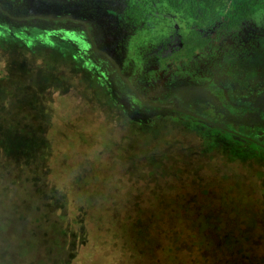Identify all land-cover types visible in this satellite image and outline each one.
Here are the masks:
<instances>
[{"label": "rangeland", "instance_id": "rangeland-1", "mask_svg": "<svg viewBox=\"0 0 264 264\" xmlns=\"http://www.w3.org/2000/svg\"><path fill=\"white\" fill-rule=\"evenodd\" d=\"M73 1L92 16L105 6L122 17L121 0ZM27 13L47 15L38 8ZM25 28L45 35L37 25ZM78 29L53 25L47 32L81 38ZM263 71L250 63L234 78L240 84L257 77L253 86L246 81L254 88L264 82ZM0 127L11 157L39 159L43 172L61 168L65 181L81 173L69 203L85 244L71 264H264V159L251 146L194 138L164 151L145 126L121 117L83 69L37 44L1 36ZM243 148L255 155H235ZM64 204L52 207L55 227L73 239L77 226ZM233 230L240 239L220 248L223 232Z\"/></svg>", "mask_w": 264, "mask_h": 264}, {"label": "flooded vegetation", "instance_id": "flooded-vegetation-1", "mask_svg": "<svg viewBox=\"0 0 264 264\" xmlns=\"http://www.w3.org/2000/svg\"><path fill=\"white\" fill-rule=\"evenodd\" d=\"M121 1L122 17L105 6L92 16L80 3H71L68 10L86 15L89 25L86 27L67 18L21 19L7 14L29 15L26 10H33L36 5L46 12L51 4L57 10L61 6L58 16L66 11L63 0H0V36L26 47L37 44L83 69L121 117L145 126L154 140L162 142L164 151L192 145L196 143L194 138L202 145V140L209 138L239 141L231 138L229 131L209 127L199 117L257 138L264 145V82L252 88L257 77L253 80L249 77L251 86L248 80L238 84L235 79L238 69L250 63L260 64L264 69L263 25L258 28L246 25L237 32L225 30L221 22L209 29L196 25L185 28L158 0ZM33 25L44 37L37 38L25 28ZM53 25H76L81 38L48 35L47 29ZM204 39L207 41L199 45V40ZM115 61L142 99L121 76ZM227 61L228 69L224 65ZM253 149L262 153L264 159V150Z\"/></svg>", "mask_w": 264, "mask_h": 264}, {"label": "trees", "instance_id": "trees-1", "mask_svg": "<svg viewBox=\"0 0 264 264\" xmlns=\"http://www.w3.org/2000/svg\"><path fill=\"white\" fill-rule=\"evenodd\" d=\"M158 3L171 11L185 28L196 25L209 29L220 22L222 28L235 32L246 25L264 27V0H158ZM191 30L198 34L197 30ZM205 41L199 40V45ZM2 130L0 127V264H71L73 255L81 247L79 244H85L80 236L82 222L76 221L77 216L73 219L75 214L70 213L72 204L69 203L70 189L81 173L75 172L65 181L60 177L61 168L56 173L43 172L39 159L26 161L11 157L1 138ZM252 151L260 153L256 149ZM254 152L243 148L235 155L251 153L254 156ZM55 201L66 203L63 209H68L66 215L72 217L69 224L77 226L73 232L70 229L73 239H63L66 232L55 227V208H52ZM85 205L76 201L74 207L84 209ZM239 239L234 230L228 234L223 232L219 247ZM61 251L63 256H59Z\"/></svg>", "mask_w": 264, "mask_h": 264}, {"label": "water", "instance_id": "water-1", "mask_svg": "<svg viewBox=\"0 0 264 264\" xmlns=\"http://www.w3.org/2000/svg\"><path fill=\"white\" fill-rule=\"evenodd\" d=\"M64 2L70 4L71 7H72L71 3H74L73 0H66V1H64ZM33 3H34V2H33ZM36 6H37V5H36ZM36 6L33 7V10L37 8ZM65 7H66V11H65V12H62L61 15H58V16L54 15V14H57V11H58V10L56 9V7L52 6L51 4H48V5H47V9H46V13H47V15L29 14V15H23V16H16V15L9 14V13H7V14H8V16H10V17H13V18H21V19H23V18H30V17H40V16H42V17H44V18L51 19V20L59 19V18H67V19H73V20H75V21H77V22H80V23L84 24L86 27L89 26V25H88L87 17H86V15H85L84 13H77L75 10H73V11H72V10H68V8H71V7H67V5H66ZM0 8H1V7H0ZM70 12L75 13V17H71V16L69 15ZM92 43H93L94 47H96L94 41H92ZM96 48H97V47H96ZM101 51H102L104 54H107V56H108L111 60H113L112 57H111L110 55H108L107 52H105V51H103V50H101ZM113 61H114V60H113ZM114 63H115V65L117 66L119 73H120L121 76L126 80V82L128 83V85L130 86V88L136 93V95H138V96L142 99V97L139 95V93L137 92V90H136V89L134 88V86L131 84L130 79H129L124 73L121 72L120 67H119V64H118L116 61H115ZM188 113H190V112H188ZM190 114H191V113H190ZM199 118H200V121L204 122V123H205L206 125H208L209 127H217V128H220V129H222L223 132H224V131H229V133H230V137L233 138V139H237V140H239V141H241V142H243V143H245V144H249V145H251L252 147L259 149L260 151H263V150H264L263 142L260 141V140H258L257 138H254V137H252V136L243 135V134H241V133H239V132H236V131H234V130H232V129H229V128L223 126L221 123L214 122V121H212V120H209V119H206V118H203V117H199ZM225 133H226V132H225ZM227 134H228V133H227ZM228 135H229V134H228Z\"/></svg>", "mask_w": 264, "mask_h": 264}]
</instances>
